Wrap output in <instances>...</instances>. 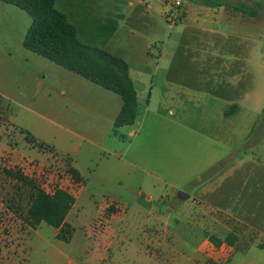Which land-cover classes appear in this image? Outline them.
I'll return each instance as SVG.
<instances>
[{
    "label": "rangeland",
    "instance_id": "rangeland-1",
    "mask_svg": "<svg viewBox=\"0 0 264 264\" xmlns=\"http://www.w3.org/2000/svg\"><path fill=\"white\" fill-rule=\"evenodd\" d=\"M87 1L63 3L74 10ZM127 1L135 6L127 8ZM143 1L152 9L119 0L106 12L100 10L96 18H102L90 23L102 25L101 32L86 37L125 58L131 69L147 70L146 87L136 84L135 123L117 129L120 136L111 130L103 143L112 152L99 150L102 155L92 160L91 154L81 153L72 166L63 155L30 147L9 123L15 106L10 101L1 106L0 264H14L13 254L19 256L15 264H264V247L243 248L253 236L264 245V14L222 21L220 28L228 35L212 56L192 37L181 40L188 49L175 48L181 25L177 21L168 28L164 1ZM241 1L248 6L264 2ZM30 24L25 11L0 3V82L8 90L15 69L11 58L16 59ZM167 35L170 41L159 57ZM38 57L49 67H60ZM78 94L93 92L83 86ZM232 106L234 113L224 116ZM73 168L81 170L86 188L72 177ZM5 169L47 192L63 188L74 194L69 241L56 238L55 228L43 222L38 230L48 244H29V226L18 216L26 208L28 187ZM204 183L211 189L205 197L199 187ZM9 205L20 209L16 213ZM229 233L238 249L231 259L215 263L210 249L207 260L201 248L206 236L215 245L211 237L225 244L217 254L225 258Z\"/></svg>",
    "mask_w": 264,
    "mask_h": 264
},
{
    "label": "crops",
    "instance_id": "crops-1",
    "mask_svg": "<svg viewBox=\"0 0 264 264\" xmlns=\"http://www.w3.org/2000/svg\"><path fill=\"white\" fill-rule=\"evenodd\" d=\"M116 1L89 0L86 3L80 4L77 9L71 10L66 8V4L63 3V0L62 3L60 0L58 8L57 0H54V7L59 12L63 13L66 20L75 27L77 38L85 44L92 45L90 44L91 42L86 40V37H96V35L101 32L100 29L102 28V25H93L90 22L92 21L94 23L97 22L98 19H101L102 17L96 18L100 13V10L106 12L108 10L107 8L114 7L115 4L119 3ZM230 1L232 3L235 2V0ZM161 2H163V0L154 1V3ZM0 3L11 5L4 3L1 0ZM142 3L145 4L146 10L152 9L149 1L146 3V1L143 0H136V4ZM81 5H84V7ZM133 6H135L133 2H126L127 8ZM67 13H69L70 18ZM179 13L180 17L177 23L181 25V31L177 33V37L173 41V46L175 48L177 46H182L184 49H188L189 45H183L181 40L184 36L186 38L192 37L189 39L199 41L200 44L198 47L204 49V53L211 51L212 56L217 55L215 51H217L218 46H220V39H223L224 41L225 36L228 35L224 29L220 28V23L222 21L233 22L241 20L243 16L242 12L232 7H210L189 0H182ZM79 26L81 28V34L85 35L83 36V39L79 36ZM170 29H173V27ZM112 33H114V30H111L109 33L105 32L108 37L105 41L112 37ZM165 38V42L161 43L163 48H161L159 52V57L168 46L170 35H167ZM92 46L103 48V46L94 44ZM103 49L114 55H119L106 48ZM16 53L17 56L10 52L7 53L8 56L12 55L16 57V59L11 58L15 69L11 71L12 75H14V79L11 80L10 89L8 90L5 85H3L5 83L4 81L0 82V108L1 106H5V103L8 101L15 106V114L10 111L8 116L10 125L19 131L20 129L29 131L39 141L51 146L58 156L67 155L70 158L71 165L74 159H76L81 153L87 155L91 154L89 158L92 160L94 155H102L99 150L108 153L112 152L110 148L103 146V143L106 140V137L111 134V130L114 136H120L117 129L124 127L121 126L117 128L116 131L113 128L114 119L122 106L121 96L61 66L49 67L52 65L49 63H43V61H40L38 57L39 55L25 49L22 45V41L20 42ZM124 60L129 67V75L137 93L138 103L139 93L136 84L141 88L146 87V85L143 86L145 84L144 75H147L146 66H135L131 69L129 62L125 58ZM54 65L58 66L57 64ZM83 86L92 90L93 94L80 97L78 89ZM229 101L236 103L234 100ZM233 108L234 107L232 106V109L225 110L222 114L226 117L233 114L235 111ZM135 131L131 130L130 134L135 133ZM27 144L30 145V147H34L29 143ZM39 150L42 151L43 149ZM73 169L84 179L83 175H81V170ZM94 171L95 170H92L90 173L87 172V174L92 175ZM81 185V187L86 188L85 179L84 183ZM199 187L201 188V194L203 197L211 192L208 184L205 185L204 183ZM211 207L213 208V206ZM148 208L151 209V206H148ZM215 210L220 211V208L215 206ZM68 214L66 216L67 222ZM227 216L231 218L230 215ZM237 221L239 222L241 220ZM42 224L43 222H40L33 228L30 226L27 228L26 232L28 235L26 238L28 239L29 244L33 245L38 242L41 244H48V241L40 235L38 230ZM243 225L252 232L251 230H253V228L251 226L246 224ZM215 231L220 232L218 229ZM55 234L56 229L54 236ZM253 237V241L243 247L244 249L249 245H255L261 248L264 247L262 241L256 240L255 236ZM159 245L161 246V243H159ZM224 245V243L220 244V246L215 245L208 241L206 236V240L202 243L201 248L209 261L211 260V256L209 255L210 249L212 250V253L215 251L214 262L217 263L230 260L233 252L238 250H235V246L232 244L226 245L229 251L228 255L224 258L223 255H217L219 253L218 248L223 247ZM59 254L61 256L64 255V253L60 251ZM217 257L218 259H216ZM18 259L19 256L13 254L10 261L15 264ZM71 261L72 260L69 259V262Z\"/></svg>",
    "mask_w": 264,
    "mask_h": 264
},
{
    "label": "trees",
    "instance_id": "trees-1",
    "mask_svg": "<svg viewBox=\"0 0 264 264\" xmlns=\"http://www.w3.org/2000/svg\"><path fill=\"white\" fill-rule=\"evenodd\" d=\"M1 1L18 7L31 17V24L22 39L25 49L120 95L122 106L113 122L115 131L121 126L134 123L138 115L137 93L129 75L128 64L122 57L81 42L77 38L75 27L66 20L63 13L55 9L54 0ZM189 1L210 7H232L250 17L260 16L261 11L264 14V2L248 6L241 0L234 3L230 0ZM20 132L24 134L27 143L56 154L51 146L39 141L29 131L20 129ZM63 158L70 161L67 155H63ZM5 172L28 187L26 208L19 212L18 216L32 228L40 222H46L56 229V238L69 241L74 228L66 221V216L75 202L74 194L63 188L47 192L41 186L26 181L20 175H14L8 169H5ZM71 173L76 182L84 183V179L74 169ZM9 207L15 210L11 205ZM16 209L17 213L20 207ZM113 209V205L108 207L110 211ZM211 238L213 242L220 243L219 240ZM235 238L233 233H229L224 240L233 244Z\"/></svg>",
    "mask_w": 264,
    "mask_h": 264
},
{
    "label": "built area",
    "instance_id": "built-area-1",
    "mask_svg": "<svg viewBox=\"0 0 264 264\" xmlns=\"http://www.w3.org/2000/svg\"><path fill=\"white\" fill-rule=\"evenodd\" d=\"M166 5L164 20L168 27H173L180 17L181 0H163Z\"/></svg>",
    "mask_w": 264,
    "mask_h": 264
}]
</instances>
